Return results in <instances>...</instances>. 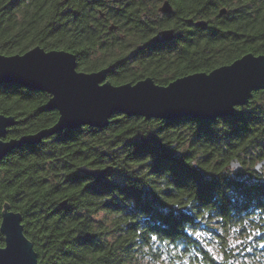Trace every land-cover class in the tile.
Wrapping results in <instances>:
<instances>
[{"label": "trees", "instance_id": "16d2710c", "mask_svg": "<svg viewBox=\"0 0 264 264\" xmlns=\"http://www.w3.org/2000/svg\"><path fill=\"white\" fill-rule=\"evenodd\" d=\"M162 1L0 0V53L64 49L79 70L107 67L113 84L150 76L161 85L264 53V0H168L161 14ZM165 26L173 39L140 45ZM48 98L0 84V114L16 121L5 139L53 125ZM263 158L264 88L212 120L117 112L104 127L6 154L0 220L5 208L20 213L37 264H264V165L254 168ZM235 160L240 169L229 167Z\"/></svg>", "mask_w": 264, "mask_h": 264}, {"label": "water", "instance_id": "95a60500", "mask_svg": "<svg viewBox=\"0 0 264 264\" xmlns=\"http://www.w3.org/2000/svg\"><path fill=\"white\" fill-rule=\"evenodd\" d=\"M158 10L170 13L171 3L163 0ZM225 12L224 7L218 11L219 15ZM195 23L205 25L206 21ZM109 29L115 26L110 25ZM174 37L172 27L162 28L149 42ZM107 73V67L79 70L76 54L64 49L46 50L35 45L22 53H0V84L18 83L27 89L44 91L49 95L46 106L58 111V118L50 127L9 139H5L7 128L16 121L10 115L0 114V161L21 143L32 145L49 135L83 125L104 127L117 112L170 121L182 117L212 120L232 116L238 106L249 101L253 91L264 88V53L248 52L230 63L179 76L165 85L155 83L150 76L113 84ZM263 165L264 158L254 168L258 170ZM229 167L237 170L241 164L235 160ZM78 170L86 175L102 173L86 165ZM21 220L19 212L8 208L1 213L4 245H0V264H37L36 252L23 232Z\"/></svg>", "mask_w": 264, "mask_h": 264}, {"label": "flooded vegetation", "instance_id": "af4514ba", "mask_svg": "<svg viewBox=\"0 0 264 264\" xmlns=\"http://www.w3.org/2000/svg\"><path fill=\"white\" fill-rule=\"evenodd\" d=\"M97 1H100V2H102V1H105V2H107V1H114V0H97ZM162 14V13H161ZM160 14V15H161ZM170 27H172V26H165V27H163V28H170ZM156 31H154V32H151L146 38H145V40H143V42L140 44V45H142V44H147V43H151V42H149V39L154 35V33H155ZM139 45V46H140Z\"/></svg>", "mask_w": 264, "mask_h": 264}, {"label": "rangeland", "instance_id": "374dc122", "mask_svg": "<svg viewBox=\"0 0 264 264\" xmlns=\"http://www.w3.org/2000/svg\"><path fill=\"white\" fill-rule=\"evenodd\" d=\"M134 37L137 38V35H134ZM262 171L264 172V168L262 169ZM229 240H231V239H229Z\"/></svg>", "mask_w": 264, "mask_h": 264}, {"label": "snow or ice", "instance_id": "6c2138e0", "mask_svg": "<svg viewBox=\"0 0 264 264\" xmlns=\"http://www.w3.org/2000/svg\"><path fill=\"white\" fill-rule=\"evenodd\" d=\"M153 239H155V237Z\"/></svg>", "mask_w": 264, "mask_h": 264}]
</instances>
